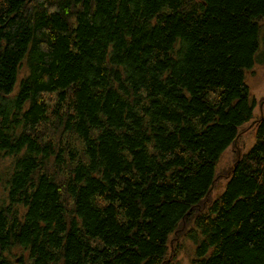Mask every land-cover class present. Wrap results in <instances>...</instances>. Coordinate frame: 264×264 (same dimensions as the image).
I'll return each mask as SVG.
<instances>
[{
  "label": "trees",
  "instance_id": "1",
  "mask_svg": "<svg viewBox=\"0 0 264 264\" xmlns=\"http://www.w3.org/2000/svg\"><path fill=\"white\" fill-rule=\"evenodd\" d=\"M263 20L264 0H0V264H175L186 241L191 264H264V114L207 200Z\"/></svg>",
  "mask_w": 264,
  "mask_h": 264
},
{
  "label": "rangeland",
  "instance_id": "2",
  "mask_svg": "<svg viewBox=\"0 0 264 264\" xmlns=\"http://www.w3.org/2000/svg\"><path fill=\"white\" fill-rule=\"evenodd\" d=\"M264 24V20L263 23ZM260 47L256 59L259 54L264 51V26L261 28ZM264 55V54H263ZM259 62V61H256ZM260 63H264V56ZM247 84L250 89L251 99L254 101V109L252 119L239 129L237 139L221 156L217 165V182L214 185L212 198L207 199L212 201L219 194H221L227 185L228 178L231 174L232 168L236 160L253 146L255 142L256 127L261 116L264 114V64L257 63L250 71L246 73ZM192 222L186 226L179 227V234L175 237L174 242L171 243L170 249L175 248L181 241L182 232L190 228ZM185 249L179 253L175 264H191L192 245L186 241ZM173 251V250H172ZM187 251V252H186Z\"/></svg>",
  "mask_w": 264,
  "mask_h": 264
}]
</instances>
